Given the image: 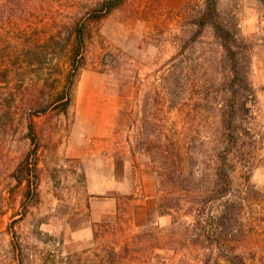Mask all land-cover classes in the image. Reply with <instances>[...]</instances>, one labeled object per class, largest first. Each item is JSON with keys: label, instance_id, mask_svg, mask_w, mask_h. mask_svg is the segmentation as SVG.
I'll use <instances>...</instances> for the list:
<instances>
[{"label": "rangeland", "instance_id": "rangeland-1", "mask_svg": "<svg viewBox=\"0 0 264 264\" xmlns=\"http://www.w3.org/2000/svg\"><path fill=\"white\" fill-rule=\"evenodd\" d=\"M104 1L0 0V264H109L102 261V236L104 225L116 224L118 210L116 221L92 223L88 250L72 245L80 216L88 219L92 207L109 198L125 211V235L147 227L163 232L171 224L170 216L158 213L157 172L132 146L144 117L159 119L162 138L175 129L181 139L186 131L184 114L168 107L163 79L180 50L186 9L203 0H123L102 20H89ZM220 7L237 16L253 44L254 125L262 146L250 166L238 168L235 181L248 178L262 195L246 209L239 252L247 264H264V11L258 0H221ZM84 23L83 64L74 73L71 31ZM31 49L36 54L25 58ZM69 90L65 113L57 101ZM127 105L133 127L122 114ZM27 156L36 176L19 184L13 173ZM136 206L148 210L141 214L146 227L133 223Z\"/></svg>", "mask_w": 264, "mask_h": 264}, {"label": "trees", "instance_id": "trees-1", "mask_svg": "<svg viewBox=\"0 0 264 264\" xmlns=\"http://www.w3.org/2000/svg\"><path fill=\"white\" fill-rule=\"evenodd\" d=\"M105 0L90 14L100 21L123 4ZM221 0H203L200 7L186 9L179 52L166 65L163 79L170 110L184 114L185 133L159 131V119H142L143 132L136 136L134 153L148 155L160 187V216H170L163 232L147 227L125 235L123 207L118 205L115 225H104L102 238L109 264H247L239 252L247 230L248 205L261 194L250 185L235 181L238 168L250 166L261 148L255 131L256 91L251 82L253 44L245 37L235 14L226 15ZM264 11V0H258ZM84 24L71 31L76 46L70 70L81 68L85 45ZM33 49L25 58L34 56ZM60 97L67 113L71 97ZM133 127L132 112H122ZM130 127V128H131ZM28 135L35 141L33 122ZM150 130L151 132L147 133ZM30 156L22 161L13 178L22 184L36 176ZM29 192L31 184H29ZM130 200V199H129ZM98 235L96 234V239ZM188 254V255H187Z\"/></svg>", "mask_w": 264, "mask_h": 264}, {"label": "crops", "instance_id": "crops-1", "mask_svg": "<svg viewBox=\"0 0 264 264\" xmlns=\"http://www.w3.org/2000/svg\"><path fill=\"white\" fill-rule=\"evenodd\" d=\"M106 203L104 202L102 207H92L91 215L88 217V219H85L84 214H82V220H79L80 229L76 230L73 234V249L76 251H84L88 250L91 247V244L94 240V229L92 226L93 222L97 223H109L113 222L116 219L117 216V208L118 203L115 199L109 198L106 199ZM153 201V200H152ZM153 209V205L149 207V211ZM146 209L144 207L136 206L134 207L133 212V223L135 224L136 228L146 227L145 224H143V218L142 212H144ZM147 210V212H148ZM154 210H152L153 212ZM146 212V211H145ZM146 212V213H147ZM165 216H161V218H164ZM114 218V220H113ZM113 220V221H112ZM116 221V220H115ZM140 227H137V222H140ZM134 226V227H135ZM103 263L106 262V259H102Z\"/></svg>", "mask_w": 264, "mask_h": 264}]
</instances>
